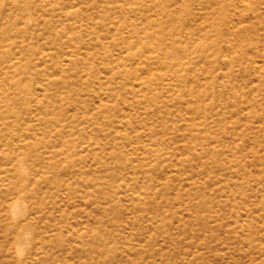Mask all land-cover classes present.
Returning a JSON list of instances; mask_svg holds the SVG:
<instances>
[{
    "label": "rangeland",
    "instance_id": "rangeland-1",
    "mask_svg": "<svg viewBox=\"0 0 264 264\" xmlns=\"http://www.w3.org/2000/svg\"><path fill=\"white\" fill-rule=\"evenodd\" d=\"M0 264H264V0H0Z\"/></svg>",
    "mask_w": 264,
    "mask_h": 264
}]
</instances>
